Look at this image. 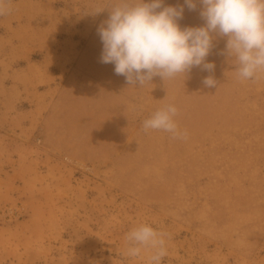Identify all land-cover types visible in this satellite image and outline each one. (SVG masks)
Listing matches in <instances>:
<instances>
[{
  "label": "rangeland",
  "instance_id": "1",
  "mask_svg": "<svg viewBox=\"0 0 264 264\" xmlns=\"http://www.w3.org/2000/svg\"><path fill=\"white\" fill-rule=\"evenodd\" d=\"M116 2L11 0L0 16V264H150L125 255L141 224L167 233L162 264H264V76L241 82L216 36L211 72L129 85L100 62ZM167 104L186 140L142 130Z\"/></svg>",
  "mask_w": 264,
  "mask_h": 264
},
{
  "label": "clouds",
  "instance_id": "2",
  "mask_svg": "<svg viewBox=\"0 0 264 264\" xmlns=\"http://www.w3.org/2000/svg\"><path fill=\"white\" fill-rule=\"evenodd\" d=\"M10 2L0 0V16L9 14ZM185 5L189 11L199 6L203 26L181 27ZM97 31L103 45L100 62L113 64L115 74L129 85L143 86L157 76L164 81L185 76L194 67L211 72L215 64L207 57L216 36L226 37V53L241 82L264 76V0H184L178 6H165L164 0H117ZM203 83L217 86L212 76ZM177 116L178 108L167 104L142 121V130L186 140ZM166 238L167 233L141 224L127 233L125 255L139 257L148 249L150 264H162Z\"/></svg>",
  "mask_w": 264,
  "mask_h": 264
}]
</instances>
